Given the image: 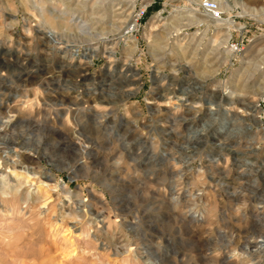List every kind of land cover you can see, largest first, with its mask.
<instances>
[{"label": "rangeland", "instance_id": "obj_1", "mask_svg": "<svg viewBox=\"0 0 264 264\" xmlns=\"http://www.w3.org/2000/svg\"><path fill=\"white\" fill-rule=\"evenodd\" d=\"M202 1L0 0V264H264V0Z\"/></svg>", "mask_w": 264, "mask_h": 264}, {"label": "built area", "instance_id": "obj_2", "mask_svg": "<svg viewBox=\"0 0 264 264\" xmlns=\"http://www.w3.org/2000/svg\"><path fill=\"white\" fill-rule=\"evenodd\" d=\"M201 9L207 15H209L212 20H215V21L222 20V18H221V12L219 11L218 6H217V4L214 1H211V0H203L201 2ZM142 16H143V12H140V14L138 15V19L139 18L141 19ZM230 48H232V50L234 52H238L239 51L237 45H233L232 44V45H230Z\"/></svg>", "mask_w": 264, "mask_h": 264}, {"label": "bare ground", "instance_id": "obj_3", "mask_svg": "<svg viewBox=\"0 0 264 264\" xmlns=\"http://www.w3.org/2000/svg\"><path fill=\"white\" fill-rule=\"evenodd\" d=\"M209 20H210L209 22L211 24L215 25L216 27L217 26H222L223 29H227L228 30L230 28V26H231L228 23H226V21H224V20L215 21V20H211L210 17H209ZM196 21H197V23H203L204 22V20H202L200 18H196ZM48 38H49V36H48ZM126 72H129L131 74L132 78L134 80H137V71L135 69H133L131 66H128L126 68ZM4 184H5V180H2L0 185L4 186Z\"/></svg>", "mask_w": 264, "mask_h": 264}]
</instances>
